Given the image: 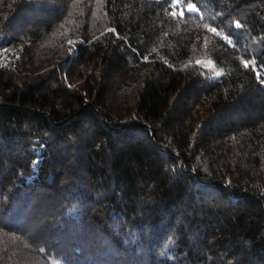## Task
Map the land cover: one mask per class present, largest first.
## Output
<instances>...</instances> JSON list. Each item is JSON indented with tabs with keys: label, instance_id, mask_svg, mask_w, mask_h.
Instances as JSON below:
<instances>
[{
	"label": "trees",
	"instance_id": "1",
	"mask_svg": "<svg viewBox=\"0 0 264 264\" xmlns=\"http://www.w3.org/2000/svg\"><path fill=\"white\" fill-rule=\"evenodd\" d=\"M0 264H264V0H0Z\"/></svg>",
	"mask_w": 264,
	"mask_h": 264
},
{
	"label": "rangeland",
	"instance_id": "2",
	"mask_svg": "<svg viewBox=\"0 0 264 264\" xmlns=\"http://www.w3.org/2000/svg\"><path fill=\"white\" fill-rule=\"evenodd\" d=\"M218 74H219V71H216L215 74H214V76H217Z\"/></svg>",
	"mask_w": 264,
	"mask_h": 264
}]
</instances>
